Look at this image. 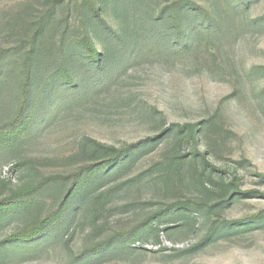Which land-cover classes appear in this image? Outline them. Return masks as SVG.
I'll use <instances>...</instances> for the list:
<instances>
[{
	"label": "trees",
	"instance_id": "obj_1",
	"mask_svg": "<svg viewBox=\"0 0 264 264\" xmlns=\"http://www.w3.org/2000/svg\"><path fill=\"white\" fill-rule=\"evenodd\" d=\"M255 1L224 0L225 5H217L212 12L196 0H69L66 4L44 0V9L16 44L0 48V109L7 116L0 121V162L14 160V169L28 175L26 170L34 171V166L24 157L26 148L44 134L60 109L87 104L138 62L170 64L197 50L219 51L238 30L235 18L244 17ZM62 8L65 15L60 17ZM107 14H113L115 23ZM241 27L264 31V16L244 21ZM203 125L202 129L222 130L214 119ZM198 129L173 125L157 137L119 149L87 139L79 156L87 162L72 174L44 176L37 172L36 179L18 189L0 180V264L29 261L56 242L69 246L75 232L95 226L111 197L130 182L149 178L170 190L182 183L191 169L206 190L205 172L214 167L197 147ZM172 133L180 136L181 142L193 144L192 152L171 154L121 183L140 156L154 151ZM199 164L202 171H198ZM109 182L116 184L104 189ZM235 186L234 182L226 184L225 192L212 204L188 199L162 204L131 230L113 232L73 261L92 264L130 240L144 241L149 234L159 242L160 234L172 229L162 227L166 220H180V226L190 228L197 216L204 217L209 223L207 241L236 226L264 225V215L239 224L220 217V209L231 203L234 190L230 189Z\"/></svg>",
	"mask_w": 264,
	"mask_h": 264
},
{
	"label": "rangeland",
	"instance_id": "obj_2",
	"mask_svg": "<svg viewBox=\"0 0 264 264\" xmlns=\"http://www.w3.org/2000/svg\"><path fill=\"white\" fill-rule=\"evenodd\" d=\"M61 1L66 4L69 0ZM196 2L212 12L217 5H225L224 0ZM43 3L0 0V48L16 44L44 9ZM64 15L62 8L59 16ZM106 16L115 23L113 14ZM263 16L264 0H257L244 17L235 18L238 30L219 51L210 54L205 49L197 50L170 64L138 62L87 104L60 109L44 134L26 148L24 157L34 166V171L26 170L28 175L14 169V160L0 162V180L18 189L36 179L37 172L44 176L74 173L87 162L79 157L87 139L119 149L157 137L173 125H193L200 128L197 147L214 167L205 172L206 190L191 169L182 183L170 190L149 178L130 182L111 197L95 226L75 232L69 246L63 241L53 243L38 257L16 264H76L73 260L84 249L99 244L113 232L131 230L162 204L186 199L212 204L230 182L236 186L230 189L234 190L231 203L219 211L222 219L239 224L264 215V179L260 177L264 176V31L241 27L242 22ZM6 117L0 109V121ZM210 119L222 130L202 129ZM193 149V144L181 142L180 136L172 133L154 151L140 156L121 183L171 154H189ZM198 171H202V164ZM115 184L109 182L104 189ZM180 224V220H166L162 227L172 229L161 233L159 242L152 234L144 241L130 240L127 246L92 264H264V225L236 226L207 241L209 223L204 217L197 216L194 227Z\"/></svg>",
	"mask_w": 264,
	"mask_h": 264
}]
</instances>
